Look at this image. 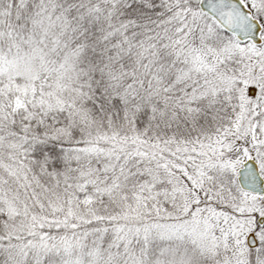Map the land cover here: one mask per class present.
Wrapping results in <instances>:
<instances>
[{"label": "snow or ice", "instance_id": "obj_1", "mask_svg": "<svg viewBox=\"0 0 264 264\" xmlns=\"http://www.w3.org/2000/svg\"><path fill=\"white\" fill-rule=\"evenodd\" d=\"M0 264H264V0H0Z\"/></svg>", "mask_w": 264, "mask_h": 264}]
</instances>
